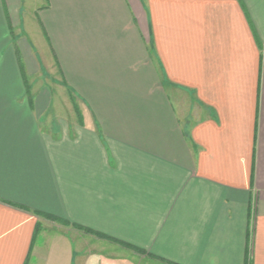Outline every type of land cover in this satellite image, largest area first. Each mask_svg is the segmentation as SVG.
<instances>
[{
  "label": "crops",
  "instance_id": "obj_1",
  "mask_svg": "<svg viewBox=\"0 0 264 264\" xmlns=\"http://www.w3.org/2000/svg\"><path fill=\"white\" fill-rule=\"evenodd\" d=\"M0 264H264V0H0Z\"/></svg>",
  "mask_w": 264,
  "mask_h": 264
},
{
  "label": "trees",
  "instance_id": "obj_2",
  "mask_svg": "<svg viewBox=\"0 0 264 264\" xmlns=\"http://www.w3.org/2000/svg\"><path fill=\"white\" fill-rule=\"evenodd\" d=\"M39 230H40V228H39V226H37L35 233L38 232Z\"/></svg>",
  "mask_w": 264,
  "mask_h": 264
},
{
  "label": "rangeland",
  "instance_id": "obj_3",
  "mask_svg": "<svg viewBox=\"0 0 264 264\" xmlns=\"http://www.w3.org/2000/svg\"><path fill=\"white\" fill-rule=\"evenodd\" d=\"M39 81H42V79H41V76L39 77V79H38ZM43 80H45V79H43ZM69 112V111H68ZM67 111H66V113H68Z\"/></svg>",
  "mask_w": 264,
  "mask_h": 264
}]
</instances>
